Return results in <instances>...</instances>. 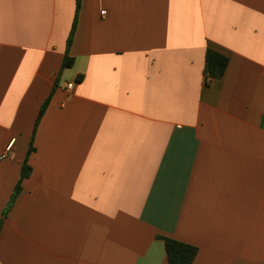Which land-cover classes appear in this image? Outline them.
Masks as SVG:
<instances>
[{
  "label": "crops",
  "instance_id": "0c3cea01",
  "mask_svg": "<svg viewBox=\"0 0 264 264\" xmlns=\"http://www.w3.org/2000/svg\"><path fill=\"white\" fill-rule=\"evenodd\" d=\"M76 7L0 0V264H264V0H82L57 84Z\"/></svg>",
  "mask_w": 264,
  "mask_h": 264
},
{
  "label": "trees",
  "instance_id": "16d2710c",
  "mask_svg": "<svg viewBox=\"0 0 264 264\" xmlns=\"http://www.w3.org/2000/svg\"><path fill=\"white\" fill-rule=\"evenodd\" d=\"M81 1L82 0H77V7H76V14L73 22V26L67 41V48H66V53L62 62V66L57 78L56 83L58 84L60 76L62 73L67 70L71 69L74 64H75V58L71 56V46L73 43V39L75 36V32L77 29V23H78V17H79V12L81 8ZM229 66V58L214 50V49H208L207 54H206V62H205V69H204V75L207 80H212V79H218L224 76L226 73V70ZM51 96L45 101V103L42 105L41 110L39 112V116L33 131V136L31 139V144H30V149L27 155V158L24 161L23 164V169L21 173V178L16 186V189L11 197V200L9 204L7 205L3 217L0 220V234L2 231V226L4 223V220L8 214V212L11 210L13 205L15 204L21 190H22V182L25 178H27L32 171L31 166L29 165V157L30 155L34 152V138L35 134L38 128V124L43 117V115L46 112V109L50 103ZM162 239L165 242V247H166V252H167V259L169 264H194L195 259L198 255V248L195 245L179 241L177 239L171 238V237H162Z\"/></svg>",
  "mask_w": 264,
  "mask_h": 264
},
{
  "label": "built area",
  "instance_id": "2783aa9c",
  "mask_svg": "<svg viewBox=\"0 0 264 264\" xmlns=\"http://www.w3.org/2000/svg\"><path fill=\"white\" fill-rule=\"evenodd\" d=\"M104 13H105V12H104ZM74 85H75V83H69V84H68V90H69V91H72L73 88H74ZM14 143H15L14 140H11V141L9 142L8 147H7V153L12 152V150H13V148H14Z\"/></svg>",
  "mask_w": 264,
  "mask_h": 264
}]
</instances>
